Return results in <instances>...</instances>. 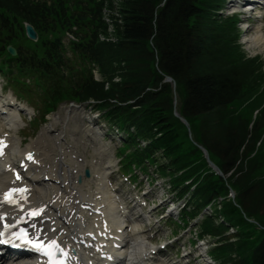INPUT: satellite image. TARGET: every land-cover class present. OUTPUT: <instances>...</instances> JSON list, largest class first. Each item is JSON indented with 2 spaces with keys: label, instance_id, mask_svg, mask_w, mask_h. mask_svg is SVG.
<instances>
[{
  "label": "trees",
  "instance_id": "obj_1",
  "mask_svg": "<svg viewBox=\"0 0 264 264\" xmlns=\"http://www.w3.org/2000/svg\"><path fill=\"white\" fill-rule=\"evenodd\" d=\"M160 1L125 0L119 4L122 24L118 19L113 22L117 42L101 44L99 48L105 60L104 74L110 79L109 88L89 85L80 98L104 100L102 107L109 110L111 121L126 120L143 129L146 135L160 127L162 140L167 139L165 147L170 149L173 135L171 131L167 133L169 124L164 121L167 111L172 112L173 91L169 85H160L159 69L172 76L182 98L183 114L190 121L199 120L194 126L195 135L207 143L225 173L236 168L228 182L238 193V206L225 203L221 212L242 231L237 242H229L227 237L221 239L222 246L217 249L221 262L264 264V231L255 242L246 236L248 229L254 228L246 217L264 227V179L259 172L264 140L257 147L264 134L263 61L248 58L237 44L234 20L217 15L224 0H168L156 19ZM88 10L93 24L104 29L101 21L97 24L100 12L97 0H91ZM115 75L119 81H113ZM237 100L248 105L238 115L227 113L226 105ZM130 101L135 102L125 105ZM256 111L259 113L253 121ZM184 130L176 139V147L168 151L170 155L177 153L171 157L174 170L191 163L188 151L193 144L187 140L185 127ZM226 190L225 181L208 176L197 198L205 204L226 194ZM204 228L208 232L213 228L217 231L218 227L209 219ZM225 230L220 225L217 235Z\"/></svg>",
  "mask_w": 264,
  "mask_h": 264
},
{
  "label": "snow or ice",
  "instance_id": "obj_2",
  "mask_svg": "<svg viewBox=\"0 0 264 264\" xmlns=\"http://www.w3.org/2000/svg\"><path fill=\"white\" fill-rule=\"evenodd\" d=\"M3 145H0V148H2ZM29 158H31V154H29ZM15 189L11 190L8 199L11 201L13 199L11 193H14ZM22 191V190H20ZM38 212H33L32 215H38ZM5 227L7 228V225H5ZM12 239L9 240L7 238L0 240V242L3 243H13L15 241H23L25 244L32 246L34 248H36L37 250H40L42 252H44L45 255H48L49 257H54L55 253L57 251L63 252V249L61 248L60 244L56 241V240H52L49 243H47V245H45L44 243L41 242L40 238L37 237L35 240L32 239V237H30L28 235V233L26 232V230L21 229L19 233L13 232L12 234ZM0 237H6V233L5 232H0ZM51 264H61L60 261H57L55 259L51 260Z\"/></svg>",
  "mask_w": 264,
  "mask_h": 264
},
{
  "label": "rangeland",
  "instance_id": "obj_3",
  "mask_svg": "<svg viewBox=\"0 0 264 264\" xmlns=\"http://www.w3.org/2000/svg\"><path fill=\"white\" fill-rule=\"evenodd\" d=\"M264 38V37H263ZM252 46V45H251ZM264 45L262 44V46H255V44H254V50L253 51H250V52H248L247 51V53H248V55H249V57H253V56H255V55H260L261 56V58L264 60V47H263ZM87 109V113H84L83 112V108H81V109H78V110H75L74 111V113H73V115L75 114V113H78L82 118H84V117H88L89 119H91L92 121H95V119H94V117L91 115V113H90V109L89 108H86ZM79 126V123H77V122H74L73 124H72V128L73 129H76L77 127ZM155 188V189H154ZM151 190H152V192H155L158 196H160L162 193H163V189H162V187H161V185H159V184H157L155 187H151L150 188ZM159 202V201H158ZM176 207H179L178 205H176ZM187 231L188 230H186V231H181L179 234H180V236H183L184 237V239H183V241L185 242V241H187V239L188 238H190L191 236L187 233ZM169 232V231H168ZM179 236V237H180ZM193 237H195V236H193ZM188 242H189V240H188ZM205 244H211L212 243V241L210 240V239H207V240H205V242H204ZM202 248L203 247H200V246H197V248H193L192 249V251L193 252H198V251H202ZM188 249H190V248H188ZM194 264H198V263H195L194 262Z\"/></svg>",
  "mask_w": 264,
  "mask_h": 264
},
{
  "label": "bare ground",
  "instance_id": "obj_4",
  "mask_svg": "<svg viewBox=\"0 0 264 264\" xmlns=\"http://www.w3.org/2000/svg\"><path fill=\"white\" fill-rule=\"evenodd\" d=\"M261 31H262V30H261ZM262 41H263L262 38H258V39L256 40L257 45L261 44ZM254 42H255V41H254ZM17 145H18V143H17ZM41 148H45V147H42V146H41ZM59 165H64V160H60L57 164L53 165L52 167L58 169V168H59ZM42 171L45 172V170H42ZM67 172H68L67 170L63 169V180H64V181L69 180V178H73L72 175H70L69 177L66 176ZM75 186H76V185H75Z\"/></svg>",
  "mask_w": 264,
  "mask_h": 264
}]
</instances>
